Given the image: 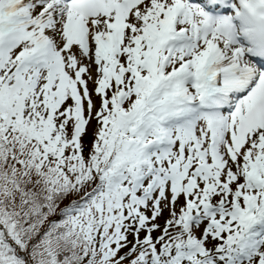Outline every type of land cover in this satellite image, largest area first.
<instances>
[{
  "label": "snow or ice",
  "instance_id": "1",
  "mask_svg": "<svg viewBox=\"0 0 264 264\" xmlns=\"http://www.w3.org/2000/svg\"><path fill=\"white\" fill-rule=\"evenodd\" d=\"M0 264H264V0H0Z\"/></svg>",
  "mask_w": 264,
  "mask_h": 264
}]
</instances>
